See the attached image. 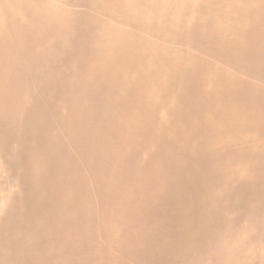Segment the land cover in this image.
<instances>
[{
	"label": "bare ground",
	"instance_id": "bare-ground-1",
	"mask_svg": "<svg viewBox=\"0 0 264 264\" xmlns=\"http://www.w3.org/2000/svg\"><path fill=\"white\" fill-rule=\"evenodd\" d=\"M0 264H264V0H0Z\"/></svg>",
	"mask_w": 264,
	"mask_h": 264
}]
</instances>
